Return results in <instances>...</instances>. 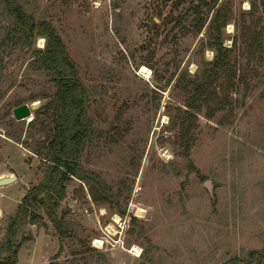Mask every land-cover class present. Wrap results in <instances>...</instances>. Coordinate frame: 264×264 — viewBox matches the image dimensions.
I'll list each match as a JSON object with an SVG mask.
<instances>
[{"label": "rangeland", "instance_id": "374dc122", "mask_svg": "<svg viewBox=\"0 0 264 264\" xmlns=\"http://www.w3.org/2000/svg\"><path fill=\"white\" fill-rule=\"evenodd\" d=\"M16 1L59 36L91 134L85 177L55 208L27 207L2 251L43 179L56 86L36 60L44 36L24 43L0 0V177L15 176L0 186V263L264 264V0Z\"/></svg>", "mask_w": 264, "mask_h": 264}, {"label": "trees", "instance_id": "16d2710c", "mask_svg": "<svg viewBox=\"0 0 264 264\" xmlns=\"http://www.w3.org/2000/svg\"><path fill=\"white\" fill-rule=\"evenodd\" d=\"M2 1L14 17L24 43L30 44L35 35L44 36L45 46L42 51L35 52L36 60L50 74L56 86L54 133L48 142L51 153L45 158L43 179L21 198L5 232L2 251H9L14 255L16 226L27 216V207L38 205L55 208L57 201L62 198L65 183L71 177L80 179L85 177L79 159L83 143L91 131L85 121L88 91L78 79L76 69L54 28L46 21L36 22L31 16L26 15L16 0ZM197 2L201 6H209L205 0ZM89 174L98 178L94 174ZM49 217L56 230L61 233L54 212L49 213Z\"/></svg>", "mask_w": 264, "mask_h": 264}, {"label": "water", "instance_id": "95a60500", "mask_svg": "<svg viewBox=\"0 0 264 264\" xmlns=\"http://www.w3.org/2000/svg\"><path fill=\"white\" fill-rule=\"evenodd\" d=\"M37 106L34 104H21L16 106L15 108L12 109V114L15 119H23L27 118L30 115V110L34 109ZM15 180L14 175H9V176H1L0 177V186L7 185L11 183L12 181ZM205 185L208 186V181H205Z\"/></svg>", "mask_w": 264, "mask_h": 264}, {"label": "bare ground", "instance_id": "6f19581e", "mask_svg": "<svg viewBox=\"0 0 264 264\" xmlns=\"http://www.w3.org/2000/svg\"><path fill=\"white\" fill-rule=\"evenodd\" d=\"M142 76H144V77H146V78L148 77V75H147L146 73H145L144 75H142ZM33 104L36 105L37 103H33ZM112 220H113V222H116V221H117V217L114 216ZM107 229H108L109 232H115V226H114L113 224H111V223L108 224ZM131 251L136 252L137 249L133 247V248L131 249Z\"/></svg>", "mask_w": 264, "mask_h": 264}, {"label": "built area", "instance_id": "2783aa9c", "mask_svg": "<svg viewBox=\"0 0 264 264\" xmlns=\"http://www.w3.org/2000/svg\"><path fill=\"white\" fill-rule=\"evenodd\" d=\"M112 219V218H111ZM105 231L107 232V233H109V231L108 230H106V228H105ZM94 240H97V241H100L101 242V240H98V239H93L92 241L94 242ZM95 243V242H94Z\"/></svg>", "mask_w": 264, "mask_h": 264}]
</instances>
